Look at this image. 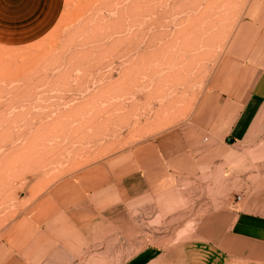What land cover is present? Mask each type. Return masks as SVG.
<instances>
[{
  "label": "rangeland",
  "instance_id": "374dc122",
  "mask_svg": "<svg viewBox=\"0 0 264 264\" xmlns=\"http://www.w3.org/2000/svg\"><path fill=\"white\" fill-rule=\"evenodd\" d=\"M247 2L66 0L49 34L0 47V261L38 238L27 264H123L188 235L208 206L200 195L182 210L135 213V241L88 245L79 258L61 257L58 243L43 253L57 239H43L34 216L57 194H87L80 185L107 176L106 162L154 132L156 119L193 105Z\"/></svg>",
  "mask_w": 264,
  "mask_h": 264
},
{
  "label": "crops",
  "instance_id": "0c3cea01",
  "mask_svg": "<svg viewBox=\"0 0 264 264\" xmlns=\"http://www.w3.org/2000/svg\"><path fill=\"white\" fill-rule=\"evenodd\" d=\"M65 2L0 0V47L49 34ZM155 125L121 158L106 162L107 176L80 185L87 194H57L49 211L35 210L42 238L57 239L43 241V253L58 243L61 257L79 258L88 245L131 243L141 226L135 213L182 210L188 196L200 195L208 206L185 238L145 246L123 264H264V0H248L193 105ZM39 243L28 240L21 257L13 252L24 246L7 245L11 252L0 264H27Z\"/></svg>",
  "mask_w": 264,
  "mask_h": 264
}]
</instances>
